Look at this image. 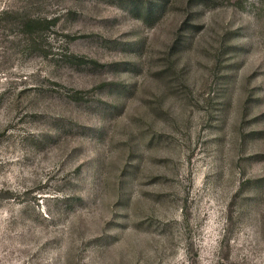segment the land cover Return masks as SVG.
I'll use <instances>...</instances> for the list:
<instances>
[{
    "label": "rangeland",
    "instance_id": "374dc122",
    "mask_svg": "<svg viewBox=\"0 0 264 264\" xmlns=\"http://www.w3.org/2000/svg\"><path fill=\"white\" fill-rule=\"evenodd\" d=\"M1 10L0 264H264V0Z\"/></svg>",
    "mask_w": 264,
    "mask_h": 264
},
{
    "label": "trees",
    "instance_id": "16d2710c",
    "mask_svg": "<svg viewBox=\"0 0 264 264\" xmlns=\"http://www.w3.org/2000/svg\"><path fill=\"white\" fill-rule=\"evenodd\" d=\"M9 13L8 10H1L0 11V18ZM52 23V21L48 20L47 18H42V17H36L33 18L31 17L28 22V27L32 28L33 26H37L39 29H46L49 27V25Z\"/></svg>",
    "mask_w": 264,
    "mask_h": 264
}]
</instances>
